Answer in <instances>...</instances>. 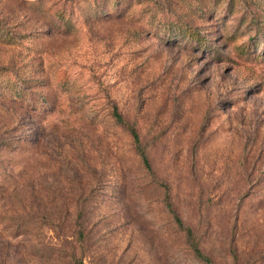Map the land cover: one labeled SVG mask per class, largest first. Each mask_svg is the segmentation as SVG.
Returning <instances> with one entry per match:
<instances>
[{"label": "rangeland", "instance_id": "1", "mask_svg": "<svg viewBox=\"0 0 264 264\" xmlns=\"http://www.w3.org/2000/svg\"><path fill=\"white\" fill-rule=\"evenodd\" d=\"M191 242L264 264V0H0V264Z\"/></svg>", "mask_w": 264, "mask_h": 264}, {"label": "trees", "instance_id": "2", "mask_svg": "<svg viewBox=\"0 0 264 264\" xmlns=\"http://www.w3.org/2000/svg\"><path fill=\"white\" fill-rule=\"evenodd\" d=\"M112 116L115 118V120L118 123H124L122 116L120 115V113L116 109V106L113 107ZM130 135L132 137V141H133V144H134V147H135V150H136L137 154L141 158L142 163L149 170L150 169V165H149V162H148V157H147V154L145 152V148L141 145V140L139 138V135H138L137 131L134 128H130ZM167 206L170 209V205L168 204ZM170 211L173 214V217H174V220H175L177 226L180 229L185 230L186 235L189 237L191 235L190 229H188V228L186 229L183 226V223H182L181 219L177 216V214H175V212H173V210L170 209ZM189 244H190L193 252L195 253V255L197 257H199L201 260L205 261L208 264L210 263L209 258L206 257L205 255H203V253L196 246L195 243L191 242ZM72 248H73V245H72V242H71L69 244V249H72ZM66 256L68 257V260H67L68 264H81V262L77 260V258L75 257V255H74V253L72 251L71 252H67ZM64 258H65V255H64Z\"/></svg>", "mask_w": 264, "mask_h": 264}]
</instances>
